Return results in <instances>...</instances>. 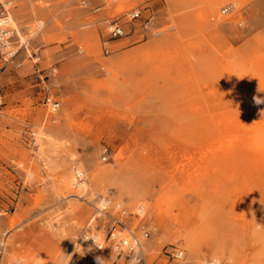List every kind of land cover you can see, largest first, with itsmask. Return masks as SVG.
Wrapping results in <instances>:
<instances>
[{"label":"rangeland","instance_id":"374dc122","mask_svg":"<svg viewBox=\"0 0 264 264\" xmlns=\"http://www.w3.org/2000/svg\"><path fill=\"white\" fill-rule=\"evenodd\" d=\"M3 7L0 264H128L115 226L146 264H264V0Z\"/></svg>","mask_w":264,"mask_h":264},{"label":"built area","instance_id":"2783aa9c","mask_svg":"<svg viewBox=\"0 0 264 264\" xmlns=\"http://www.w3.org/2000/svg\"><path fill=\"white\" fill-rule=\"evenodd\" d=\"M116 1V0H114ZM233 8V5H228L227 7H225L223 9V12H228ZM128 16H130V19H136L138 20L141 17V11L140 10H136L133 9L132 11L129 12ZM8 20V14H7V10L6 8H2V10L0 11V37L2 39V41L8 39V35L9 34H5L6 32L9 33V31L11 30H6L3 31L2 30V25L4 23H6ZM151 20H147L145 19L144 22L142 23V25L147 28L150 24ZM109 33L110 36L107 39L108 41L105 42V46H106V51L109 52L110 51V47L109 45V40H113V39H117L120 38L122 36L125 35V29L122 26V24H120L119 22H113V24L109 27ZM49 102V99H48ZM53 105V110L57 109L59 107V102L55 101L52 103ZM5 106V100H4V95L1 93L0 91V112L2 111L3 107ZM75 178L79 181H82L84 176H83V172L81 170H79L78 168H76L75 170ZM143 213L142 208L139 209L138 214ZM121 222H119L120 224ZM142 228V235L144 238L149 237L150 231L148 230V225L146 223H143L141 225ZM108 237H106V239L108 240V242H110V247L112 248L113 251L117 252L118 254H126L128 257V264H133L134 261H138L139 264H146L145 260H144V255L142 253V240L140 239V237H137L136 235H132L131 239H127L124 236H122L121 232L117 230V227L115 226L109 233H108ZM84 235H88L90 237H94V234H92L90 231L85 232L82 236H81V244L84 247L87 248H93L97 251H102L105 248V245L101 242H99L97 240L96 237L95 241H96V245L93 239H88V240H84L83 236ZM172 256L174 258H181L183 256V251L175 248Z\"/></svg>","mask_w":264,"mask_h":264},{"label":"bare ground","instance_id":"6f19581e","mask_svg":"<svg viewBox=\"0 0 264 264\" xmlns=\"http://www.w3.org/2000/svg\"><path fill=\"white\" fill-rule=\"evenodd\" d=\"M8 22L10 21V22H12V18H10V17H8V20H7ZM3 30V29H2ZM3 31H6V30H3ZM5 34H9L8 32H6ZM4 100H5V98H4ZM3 110V109H2ZM79 169V168H78ZM75 170H76V168H75ZM75 170H74V174H75ZM79 170H81V169H79ZM82 171V170H81ZM83 172V176L85 177V175H84V171H82ZM68 181V183L71 185V187H72V184H73V193H77L76 195H78V194H80L82 191H84V189H86V186H87V182H86V180L83 178V180L82 181H79V180H77L76 178L74 179V178H70V180L68 179L67 180ZM75 195V194H74ZM106 200V199H105ZM104 203H108V201H103ZM142 207V206H141ZM143 208V207H142ZM98 209H100V208H98ZM102 209V208H101ZM122 236H124V235H122ZM96 237V236H95ZM125 238H127V239H131L132 237L131 236H124ZM97 238V237H96ZM140 239H141V237H140ZM81 240V239H80ZM98 240V239H97ZM81 242V241H80Z\"/></svg>","mask_w":264,"mask_h":264},{"label":"clouds","instance_id":"9594fccd","mask_svg":"<svg viewBox=\"0 0 264 264\" xmlns=\"http://www.w3.org/2000/svg\"><path fill=\"white\" fill-rule=\"evenodd\" d=\"M256 103H258V104H259V103H264V101H262V100L259 99V98H256ZM67 238H69V237H67ZM71 238H72V237H71ZM90 238L94 240L95 245H96V241H95V238H94V237H90V236H88V235H84V236H83V239H84V240H88V239H90ZM72 239H73V238H72ZM35 259H39L38 256L35 257V258H32V257H18V258H16V260H14L13 264H33V261H34ZM97 261H98V264H103V259H102V258L97 257ZM133 264H139V262H138V261H134Z\"/></svg>","mask_w":264,"mask_h":264}]
</instances>
